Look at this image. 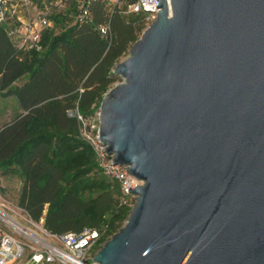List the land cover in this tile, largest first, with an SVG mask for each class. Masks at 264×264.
Segmentation results:
<instances>
[{
	"label": "water",
	"instance_id": "obj_1",
	"mask_svg": "<svg viewBox=\"0 0 264 264\" xmlns=\"http://www.w3.org/2000/svg\"><path fill=\"white\" fill-rule=\"evenodd\" d=\"M98 144L141 182L94 264H264V0H147Z\"/></svg>",
	"mask_w": 264,
	"mask_h": 264
},
{
	"label": "trees",
	"instance_id": "obj_2",
	"mask_svg": "<svg viewBox=\"0 0 264 264\" xmlns=\"http://www.w3.org/2000/svg\"><path fill=\"white\" fill-rule=\"evenodd\" d=\"M89 11L90 24L54 18L40 51H16L0 26V93L14 97L20 111L0 127V177L21 182L18 207L48 233L91 228L103 243L123 225L129 208L81 134L117 80L113 66L147 21L144 13L108 15L97 2ZM106 20L109 34L101 38L96 27Z\"/></svg>",
	"mask_w": 264,
	"mask_h": 264
},
{
	"label": "built area",
	"instance_id": "obj_3",
	"mask_svg": "<svg viewBox=\"0 0 264 264\" xmlns=\"http://www.w3.org/2000/svg\"><path fill=\"white\" fill-rule=\"evenodd\" d=\"M95 2L102 4L108 15L115 11L122 15L144 13L148 23L157 12L154 2L147 0H0V26L16 51H40L42 33L55 29L54 18L66 15L72 25L90 24L89 7ZM96 30L101 38H106L109 21L97 25ZM94 116L97 118V112ZM91 125L88 123L81 135L92 146L99 169L117 182L120 201L130 209L134 196L127 189L140 186L141 182L124 167L112 165L103 151L104 146L98 144V122L95 131ZM0 223L5 228H0V264H94L90 260L102 245L98 231L91 228H83L78 233L50 234L43 229L41 221L33 222L23 209L4 200H0ZM8 230L26 236L30 244L21 242ZM24 247L28 248L29 255L19 263Z\"/></svg>",
	"mask_w": 264,
	"mask_h": 264
},
{
	"label": "rangeland",
	"instance_id": "obj_4",
	"mask_svg": "<svg viewBox=\"0 0 264 264\" xmlns=\"http://www.w3.org/2000/svg\"><path fill=\"white\" fill-rule=\"evenodd\" d=\"M149 25L148 22H145L143 24V30ZM142 30V31H143ZM141 31V32H142ZM141 34V33H140ZM140 34L138 35V37L140 36ZM129 49V48H128ZM128 49L126 50V52L122 55V57L119 59V61L123 60L126 55H127V51ZM120 82V79L117 78V80L115 82H113L110 86V88L119 83ZM18 110V106H17V103H16V100L14 99V97L12 96H4L2 93H0V127L2 125H4L6 122L10 121L14 116H16L19 112L17 111ZM70 115H72L73 113H69ZM95 115V114H94ZM88 123H92V127H93V131H95L97 129V118L96 116H93L92 118H90L89 122ZM88 123H85L86 125ZM86 128V127H85ZM83 131V130H82ZM6 184L10 187L11 186V183H4L2 181H0V200H4V201H7L10 203L11 201V198H12V194H11V190H7L6 188ZM11 189V188H10ZM19 220V219H17ZM20 223H22L21 220H19ZM2 224V223H1ZM23 224V223H22ZM3 225V224H2ZM23 226H25V224H23ZM31 229V228H30ZM9 233L13 234L15 237H17L19 240H21V242L25 243L28 245L29 243V239L22 235V234H14L12 233L11 230H8ZM37 232V231H36ZM39 233V232H37ZM30 244V243H29ZM28 255H29V250L28 248L24 247V251H23V259L21 260V262L19 263H23L24 260H26L28 258Z\"/></svg>",
	"mask_w": 264,
	"mask_h": 264
},
{
	"label": "crops",
	"instance_id": "obj_5",
	"mask_svg": "<svg viewBox=\"0 0 264 264\" xmlns=\"http://www.w3.org/2000/svg\"><path fill=\"white\" fill-rule=\"evenodd\" d=\"M17 111L20 113L19 109ZM0 181L4 183H11L10 187L6 184L7 190H11V194H12L10 203L18 207L17 200H18V194H19L20 187H21V182L16 178H10V177H0Z\"/></svg>",
	"mask_w": 264,
	"mask_h": 264
}]
</instances>
